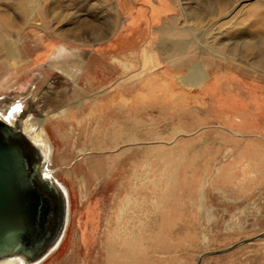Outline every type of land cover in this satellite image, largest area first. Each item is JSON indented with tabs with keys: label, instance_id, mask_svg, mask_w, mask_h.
<instances>
[{
	"label": "rangeland",
	"instance_id": "374dc122",
	"mask_svg": "<svg viewBox=\"0 0 264 264\" xmlns=\"http://www.w3.org/2000/svg\"><path fill=\"white\" fill-rule=\"evenodd\" d=\"M34 2L22 18L0 0L18 50L0 56V115L67 194L38 264H264V0ZM60 46L83 52L77 74Z\"/></svg>",
	"mask_w": 264,
	"mask_h": 264
},
{
	"label": "water",
	"instance_id": "95a60500",
	"mask_svg": "<svg viewBox=\"0 0 264 264\" xmlns=\"http://www.w3.org/2000/svg\"><path fill=\"white\" fill-rule=\"evenodd\" d=\"M44 170L45 151L0 115V262L39 263L63 236L67 196Z\"/></svg>",
	"mask_w": 264,
	"mask_h": 264
},
{
	"label": "bare ground",
	"instance_id": "6f19581e",
	"mask_svg": "<svg viewBox=\"0 0 264 264\" xmlns=\"http://www.w3.org/2000/svg\"><path fill=\"white\" fill-rule=\"evenodd\" d=\"M35 0H17V3H16V10H18L19 12V16H21L22 18H27L28 16L31 15V12L32 10L35 8L34 7V2ZM224 1L226 0H213L214 2V6L212 7V12L213 10L216 8L217 9V13L218 14H221L222 13V9L221 7L218 5L220 3H224ZM252 12H254V9H251ZM8 19V18H7ZM113 24V23H112ZM111 26V25H109ZM8 34H11V29L13 27V25L9 24L8 25ZM1 31V29H0ZM257 33V32H256ZM255 32H252V35H255L256 34ZM263 38H264V34H263ZM173 46L175 48V54H179L181 52H183V50L186 49L185 45L182 43V42H174L173 43ZM74 50V49H73ZM5 51V52H4ZM18 50L14 49L12 47V43H8L4 40V38H2L0 36V56L3 54V52L6 54V56H8L9 58H13L16 56V53H17ZM77 52V53H75ZM81 52V51H80ZM78 52V51H71L68 47H65V46H60L58 49H57V54L58 57H64L65 56L67 57H71V59H75V61H71V60H68L67 59H62L61 61H57L55 64L56 65H60V70L61 72L63 73H73V74H77V72L79 70H81L82 68V64H83V59H82V53L83 52ZM147 56L143 57V60H145V62L147 61ZM61 59V58H60ZM70 59V58H69ZM89 60V59H88ZM115 63H119L122 71H125L129 69V66L127 64H125L126 62H124V60L122 59H116L114 60ZM102 66V65H101ZM189 68V67H188ZM189 78H198L200 81L203 82V80L205 79V75H203L202 73V69H201V66L199 63L197 64H194L193 66L191 65V67L187 70V76H185V79L189 80ZM100 80V79H99ZM185 80V81H186ZM199 83V82H198ZM9 107V106H8ZM4 112L7 114V109H4ZM9 112V110H8ZM10 113H11V118H10V121L12 123H14V121H21L24 117L20 115L21 113V110L17 109V108H14L13 106H11V110H10ZM4 118V117H3ZM9 118V117H8ZM5 119V118H4ZM25 122V121H24ZM9 123V122H8ZM32 123V122H31ZM38 124V123H37ZM32 126V125H31ZM34 126V125H33ZM39 126V125H38ZM37 128V126H34ZM30 128V127H29ZM36 132H39L37 129H33L31 128V133L32 135L36 134ZM26 133V132H25ZM30 133V134H31ZM27 134V133H26ZM28 135V134H27ZM29 136V135H28ZM35 136V135H34ZM30 139L37 145L39 146L41 149H43L45 151V148H44V145L41 141H38V140H35L33 139L31 136H30ZM47 157L46 155V151H45V158ZM44 174H45V177H49V178H52V175L49 173V171L47 169L44 170ZM53 179V178H52ZM61 186V185H60ZM61 188L63 189L64 193L66 194V191L65 189L61 186ZM67 196V194H66ZM57 248V246L53 249V251ZM0 264H24V261L23 259L21 258H11V259H8V260H5V261H2L0 262ZM38 264V263H36Z\"/></svg>",
	"mask_w": 264,
	"mask_h": 264
},
{
	"label": "crops",
	"instance_id": "0c3cea01",
	"mask_svg": "<svg viewBox=\"0 0 264 264\" xmlns=\"http://www.w3.org/2000/svg\"><path fill=\"white\" fill-rule=\"evenodd\" d=\"M183 43V42H182ZM184 44V43H183ZM185 45V44H184ZM186 47V46H185ZM184 51V50H183ZM146 55H144L145 57ZM82 59H84V56L82 55ZM90 59V58H88ZM68 60H71V61H75V59H68ZM195 63L192 61V58L191 59H187L186 60V63L185 65L183 66V68H181V71H184L185 72V76H187V70L191 67V65L193 66ZM189 67V68H188ZM66 73V72H65ZM184 76V77H185ZM186 85H189V84H186Z\"/></svg>",
	"mask_w": 264,
	"mask_h": 264
},
{
	"label": "flooded vegetation",
	"instance_id": "af4514ba",
	"mask_svg": "<svg viewBox=\"0 0 264 264\" xmlns=\"http://www.w3.org/2000/svg\"><path fill=\"white\" fill-rule=\"evenodd\" d=\"M61 239H62V238H61ZM60 241H61V240H60ZM58 245H59V244H58ZM58 245H57V246H58Z\"/></svg>",
	"mask_w": 264,
	"mask_h": 264
}]
</instances>
